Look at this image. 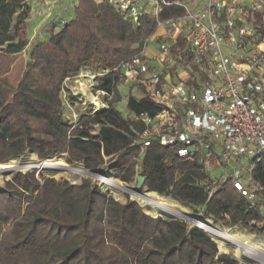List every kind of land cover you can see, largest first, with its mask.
<instances>
[{"label": "trees", "instance_id": "16d2710c", "mask_svg": "<svg viewBox=\"0 0 264 264\" xmlns=\"http://www.w3.org/2000/svg\"><path fill=\"white\" fill-rule=\"evenodd\" d=\"M22 1L0 0V164L31 151L40 161L60 157L87 170L107 168L124 183L138 174L146 189L199 207L205 218H225L228 225L264 233V224H257L262 213L250 208L230 181L208 197L199 163L179 157L174 146L151 142L140 154L132 143L144 125L115 108L122 100L121 72L113 69L143 50L157 21L183 9L167 6L157 16L129 19L107 2L79 0L75 17L34 44L26 62L20 54L27 45L22 20L28 6L25 12L13 6ZM86 66L95 73L110 70L94 79L95 90L110 100L106 109L70 124L59 93L64 81ZM126 95L127 109L151 115L158 109L147 98ZM93 124L100 126L98 132ZM252 164L251 177L262 184L264 202V155ZM235 263L218 254L217 243L198 227L152 216L136 200L121 202L91 179L72 183L17 171L0 188V264Z\"/></svg>", "mask_w": 264, "mask_h": 264}, {"label": "built area", "instance_id": "2783aa9c", "mask_svg": "<svg viewBox=\"0 0 264 264\" xmlns=\"http://www.w3.org/2000/svg\"><path fill=\"white\" fill-rule=\"evenodd\" d=\"M152 1L154 16L167 6L183 13L157 21V51L152 57L144 54L148 38L141 52L113 69L121 72V81L137 89L138 98L158 107L153 115L127 109L125 118L144 125L132 145L140 154L151 142L174 146L179 157L199 163L208 197L230 181L249 207L262 213L257 224H264L263 186L251 177L252 161L264 155V0ZM96 2L109 3L129 19L145 12L134 0ZM60 24L62 28L66 23ZM108 72H93L92 83ZM121 101L126 106L127 95ZM92 128L98 132L100 126ZM212 167L221 170L219 176L212 175ZM103 170L107 168L99 169L101 176L111 180ZM93 179L100 185L97 177ZM204 232L214 240L215 235ZM242 243L264 255V244ZM244 254L249 264H264V257L245 250Z\"/></svg>", "mask_w": 264, "mask_h": 264}, {"label": "rangeland", "instance_id": "374dc122", "mask_svg": "<svg viewBox=\"0 0 264 264\" xmlns=\"http://www.w3.org/2000/svg\"><path fill=\"white\" fill-rule=\"evenodd\" d=\"M184 1L190 2L191 0H184ZM134 2H135L136 7L141 8V10H145V12H144L145 14L154 16V10H155V6H156L154 1H152V0H134ZM7 4H5V5H7ZM20 4L21 5L18 6L19 3L16 2L15 4H13V6L18 7L17 8L18 12H25L26 11L25 2L22 1ZM21 8H22V10H21ZM24 19L22 20L23 22H24ZM60 21H59V23H60ZM54 26H55V23L54 24L51 23V25L49 23L45 28L46 29L48 28V33H51V32H53L52 29L54 28ZM59 26H60V24H58V27ZM55 32H57V31H55ZM40 33H41V30L38 31V34H37L38 38L40 37L39 36ZM9 36L10 35L5 34L3 36V38L9 37ZM25 37H26V35H25ZM46 37H48V36H46ZM46 37H44V38H46ZM36 43H38V42L32 41L30 44L28 42L27 45L25 46V48L22 50L20 56L23 57V59L26 62L29 59V52H30L31 47L33 46L32 44H36ZM147 46H148L147 48L149 51L154 49V44L151 41L148 42ZM92 73L93 72H92V69L90 67H88V66L82 67L78 76L66 79L64 81L63 86L60 90L59 96H60V99L62 102L61 113L66 118V120H75L76 118H80L83 115H90L93 113H97V112L102 111V110L107 108V103L109 102L110 97L108 98L107 95H105L101 92L97 93V91L95 90L96 83L95 82L92 83V81H91ZM121 84L123 85L122 87H121ZM119 86H120L119 88H120V92L122 94V97H123L124 93L125 94H134V95L136 94L135 96L138 97L137 89L135 88L136 90H133L134 87H130L129 83L125 84L123 81H121ZM117 108L121 112H123L122 111V109H123L122 103L118 104ZM44 161H40L33 152L26 151L19 157L11 158L7 163L11 162V163L16 164V165H21V164L26 165L29 163V164L33 165V164L41 163ZM56 161H61L63 163V165L65 164V166H69V167L75 166V167H80V168L84 169V167L82 166L81 163L67 164V163H65L64 159L60 158V157L49 159V160H46L45 162L55 163ZM7 163H5V164H7ZM0 165H3V164H0ZM17 171H22V172L34 171V172H36L37 176H39V174H42L43 176H46V177L55 178L53 176H49V174H47V172H45V171L35 169V168L24 167V168H20L19 170L17 169V170H14L12 172H6V173L2 174L0 176V188L3 186L4 181L10 179L12 174L17 172ZM103 171H104V173H106V175L110 176L111 180H113L115 182H119L123 186H128V187L134 188V186L136 184L135 181H133L131 183H124V182L120 181L118 178L114 177L107 170L106 171L103 170ZM211 171L213 174L217 173V175H213L214 177L219 176L218 172L219 171L221 172V170L217 169L216 167H212ZM55 179L56 180H68L72 183H80L82 179H91L92 181L97 182L95 179H93L92 176H89L86 174H81L79 177H75L69 171H67V174H61L58 178H55ZM97 186L102 191H105V192L111 194L115 199H117L121 202H125L127 199H130V200H136L141 205V203L137 200V198L131 196V194H129V193H126L122 190L114 188L112 185L109 186V185L100 183V185H97ZM152 198L154 200H158L159 202L171 207L174 210L181 211V212L184 211L183 213H185V214L197 216L200 219H202L203 221H205L206 223H209L212 226H215V227L223 230L225 233H227L231 237H233V238H235L241 242H245V243L250 244V245L264 244V233H250L243 227L228 225V223H226L225 218H221V219L205 218L201 215V208L180 204L178 201L172 199L170 196L158 194L157 196H153ZM148 209H150V208H148ZM143 211H144V209H143ZM148 214H150L152 216H160L156 212L154 213L151 210H150V213H148ZM162 218L166 219V220L167 219H180L171 213H169L167 216L162 217ZM187 224L189 226H192L190 223H187ZM213 238L217 242L218 254L219 253H225V254L233 257L235 259V262H236L235 264H249L250 263V260L245 257L243 249H238V252H237V251H235L236 249L230 245H223L222 246L221 243L218 242V240H220L219 237L213 236ZM225 242L229 243V241H225ZM251 264H261V263L255 260V261H251Z\"/></svg>", "mask_w": 264, "mask_h": 264}, {"label": "bare ground", "instance_id": "6f19581e", "mask_svg": "<svg viewBox=\"0 0 264 264\" xmlns=\"http://www.w3.org/2000/svg\"><path fill=\"white\" fill-rule=\"evenodd\" d=\"M24 167H28V168H35V169H39L42 171L47 172V174H49V176H53L55 178H58L61 174H67V171L71 172L75 177H79L81 174H86L87 172L80 167H75V166H65V164L63 165V163L61 161H56L55 163H48V162H41V163H37V164H21V165H16L13 163H7V164H3L0 165V176L6 172H12L14 170H19L20 168H24ZM61 172H60V171ZM98 180L100 181V183L102 184H106L109 186H113L116 189L122 190L126 193L131 194V196H133V191H132V187H128V186H123L122 184H120L119 182H115L113 180H106L105 178H103L101 175H95ZM146 189V188H145ZM142 191V194L139 195V198L137 197V200L141 203L144 211L146 213H150V210L152 212H156L158 215L165 217L167 216L169 213L173 214L174 216L180 217L183 212L181 211H177L172 209L171 207L159 202L158 200H154L152 197L153 196H157L158 194L154 191H150L149 189ZM134 197V196H133ZM136 198V197H135ZM150 208V209H148ZM149 211H148V210ZM185 214V213H184ZM200 222H204L202 219H200ZM200 225H202L205 229V231H210L213 235L217 236L220 238V243L221 245H230L233 248H235L238 252V249H240V247H242L245 251L250 252V253H255L258 254L260 259L262 257H264L263 254L261 253H257L255 249H253L252 247L246 246L244 245L242 242L236 241L234 238L231 239V237L225 233L223 230L213 226L211 228L205 226L204 224L199 223ZM224 238H226V241H229V243L225 242V240H223ZM234 240V241H233ZM263 255V256H262ZM264 261V259L262 260Z\"/></svg>", "mask_w": 264, "mask_h": 264}, {"label": "crops", "instance_id": "0c3cea01", "mask_svg": "<svg viewBox=\"0 0 264 264\" xmlns=\"http://www.w3.org/2000/svg\"><path fill=\"white\" fill-rule=\"evenodd\" d=\"M78 1L79 0H24L25 4L28 6V15L24 19L27 43L29 42L30 44L32 41H45L48 38L46 36H49L55 31H59L61 29V24L59 23L60 20H63L65 23H67L75 17V7L77 6ZM49 23L50 25L51 23H55V26L52 29L53 32L51 33H48V28H45ZM58 24H60L59 27ZM39 30H41V33L39 34L40 37L38 38L37 34ZM154 34L149 37V41L153 42L154 44V49L149 51L147 48L148 46L144 49V54L147 57H152L157 51V42L153 38ZM122 86L123 85L121 84V87ZM124 96H126L125 93L123 94V97ZM120 103L123 104L122 113L125 116L127 108L122 101L115 104V108L118 109L117 105ZM218 173L220 174V171ZM212 175H217V173H212Z\"/></svg>", "mask_w": 264, "mask_h": 264}, {"label": "water", "instance_id": "95a60500", "mask_svg": "<svg viewBox=\"0 0 264 264\" xmlns=\"http://www.w3.org/2000/svg\"><path fill=\"white\" fill-rule=\"evenodd\" d=\"M84 170L87 172V175L89 176H92V177H96L95 175H101V172L99 170H87L84 168ZM144 176H141V175H138L136 177V184L134 186V188H132V191H133V196L134 197H138L139 198V195L142 194V191L146 188L144 187ZM182 221L186 222V223H190L192 226H196L198 227L199 229L201 230H205L204 227L202 225H200L199 223L201 224H204L205 226L209 227L208 224H206V222H200V218L197 217V216H194V215H190V214H182L180 217Z\"/></svg>", "mask_w": 264, "mask_h": 264}]
</instances>
